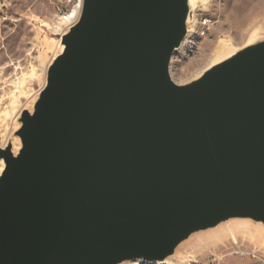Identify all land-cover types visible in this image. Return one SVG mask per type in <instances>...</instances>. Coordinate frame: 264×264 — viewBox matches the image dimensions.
Instances as JSON below:
<instances>
[{"label":"water","instance_id":"1","mask_svg":"<svg viewBox=\"0 0 264 264\" xmlns=\"http://www.w3.org/2000/svg\"><path fill=\"white\" fill-rule=\"evenodd\" d=\"M190 0H82L0 146V264L164 262L230 223L264 227V37L188 83ZM1 142V138H0Z\"/></svg>","mask_w":264,"mask_h":264},{"label":"rangeland","instance_id":"2","mask_svg":"<svg viewBox=\"0 0 264 264\" xmlns=\"http://www.w3.org/2000/svg\"><path fill=\"white\" fill-rule=\"evenodd\" d=\"M208 3L207 8L197 13L199 23L173 56L170 73L178 82L188 80L214 59L222 49L220 46L215 53L221 39L240 45L250 31L264 28V0H208ZM59 16L55 0H0V111L8 110L16 96L18 113L8 117L7 122L9 127L17 126L11 138L18 144L19 139L14 136L19 127L17 119L31 100L18 91H31L35 96L45 85L47 68L54 56L51 38H58L42 22L54 24ZM203 21H207L206 25ZM21 78L25 83L19 85ZM232 222L249 223L254 238L251 234H237L235 242L227 237L192 253L194 259L187 264H264V227L248 221Z\"/></svg>","mask_w":264,"mask_h":264},{"label":"bare ground","instance_id":"3","mask_svg":"<svg viewBox=\"0 0 264 264\" xmlns=\"http://www.w3.org/2000/svg\"><path fill=\"white\" fill-rule=\"evenodd\" d=\"M191 5L194 7V12L192 15V19L187 24V36L185 40L188 38V36L193 32L195 29V26L199 23L197 19V13L201 9H205L208 7V0H190ZM74 6L72 9L64 16L55 17V23L50 24L48 22H42V25L47 27V29L53 33H64L67 31V29L76 22L78 19L80 10H81V4L82 0H76L73 1ZM204 25V21L202 23ZM261 37H264V28H256L249 32L244 42L240 45H232L230 43H226V40L221 39L218 42V48L215 51V53L218 52V49L220 46H222V49L220 52L217 53L214 59H212L204 68L194 73L188 80L184 82H178L173 77L172 79L178 83V84H184L188 83L191 80L195 79L196 77L200 76L205 70H207L212 65L216 64L217 62L221 61L222 59L232 55L235 51L247 46L248 44L254 42L256 39H259ZM51 40L54 43V57H56L61 52V45H60V39H54L51 38ZM183 41V43L185 42ZM182 43V45H183ZM181 45V47H182ZM180 47V48H181ZM179 51V50H178ZM214 53V54H215ZM52 58V59H53ZM36 73L32 76H35ZM26 78V77H25ZM24 78H21L19 81V85L24 82ZM25 83V82H24ZM24 85V84H23ZM22 88V86H21ZM43 88V87H42ZM19 94H25L29 99V105H31V102L35 99L36 95H34V92H24L23 90L18 91ZM15 104H16V96H14V100L11 101L9 104L8 110L0 111V146L1 148H5L9 140L11 139V134L13 133L15 125L11 124L9 127V123L7 122L8 117L15 116L18 113V108L15 110ZM28 105V106H29ZM1 109V108H0ZM2 110V109H1ZM21 112V111H20ZM19 149V144L17 140L13 142V151L16 153V151ZM3 169V162L0 161V172ZM253 230L250 228V224L246 222H232L227 223L225 226H221L217 228L216 230L207 232L203 235L197 236L194 238L193 242H189L190 244H186L187 247L184 249L182 254H180V257H171L166 259L164 262L160 263H149V264H187L194 259V255L192 253L199 252L200 250H203V248H207L208 245H211L213 243H221L223 240H225L227 237H230L232 240H236L237 234H251V238L253 239L254 234L252 232ZM257 238V237H256ZM236 242V241H235ZM189 245V246H188ZM144 263L141 261H133L131 264H139ZM147 263V262H146Z\"/></svg>","mask_w":264,"mask_h":264},{"label":"built area","instance_id":"4","mask_svg":"<svg viewBox=\"0 0 264 264\" xmlns=\"http://www.w3.org/2000/svg\"><path fill=\"white\" fill-rule=\"evenodd\" d=\"M57 5V12L59 15H66L74 6L73 0H55ZM70 7V8H69ZM207 21H204V25H206Z\"/></svg>","mask_w":264,"mask_h":264}]
</instances>
